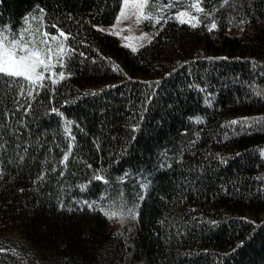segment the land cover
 Listing matches in <instances>:
<instances>
[{
  "label": "trees",
  "instance_id": "trees-1",
  "mask_svg": "<svg viewBox=\"0 0 264 264\" xmlns=\"http://www.w3.org/2000/svg\"><path fill=\"white\" fill-rule=\"evenodd\" d=\"M197 2L149 0L152 39L133 52L98 28L116 20L123 0H0V27L18 33L27 20L41 33L63 31L69 48L32 97L0 84V134L9 140L0 154V264H264V0H234V9L202 0L199 27L176 20ZM151 91L162 97L144 116L151 134L138 133L121 155ZM29 103L31 133L17 124ZM245 119L261 123L230 126ZM8 128L32 145L22 163ZM150 181L133 228L114 231L101 208L131 207Z\"/></svg>",
  "mask_w": 264,
  "mask_h": 264
},
{
  "label": "snow or ice",
  "instance_id": "snow-or-ice-1",
  "mask_svg": "<svg viewBox=\"0 0 264 264\" xmlns=\"http://www.w3.org/2000/svg\"><path fill=\"white\" fill-rule=\"evenodd\" d=\"M201 3L202 0H198L197 3L192 5V7L196 9L197 13H205V8L201 6ZM129 4L130 0H123V5L125 8L129 7ZM222 4L225 6L232 7L233 9L236 7L234 0L232 3H230V0H222ZM43 11V9H40L41 13H43ZM131 11L134 15H136L137 20L144 19L151 22L154 19L153 13L150 10L149 0H132ZM124 15V11L121 10L119 13V17H123ZM211 15H214V13L209 14V16ZM119 17H117V23H119ZM178 19L181 24L190 23V27L193 29L199 27V25L201 24V20L199 19V17L189 16L187 12L183 11L179 13ZM25 23L27 27L23 28L18 33L9 32L3 27H0V84L8 88L14 86L16 89H18V94L21 97L24 96L25 89H27V96L32 97L34 89L44 88V80L46 73H51V76L55 77L57 73L53 72L52 69H54L57 64H59L61 68H63V60L67 51L64 48V40H67V36L63 31H60L59 36L63 37L64 39L56 45L55 49H53L50 46L49 41L55 40L56 37H50L48 32L41 33L39 29L33 28L31 24H28L27 20L25 21ZM155 23L160 24L161 18L156 17ZM52 27L55 26L53 25ZM207 30L209 32L218 30V25L215 19H211L210 23L207 25ZM158 34L159 33H157V35ZM38 36L39 39L37 38ZM145 37H147V34H145ZM132 51L136 52L137 49L132 48ZM54 55L56 56V63L52 62V57ZM80 55L82 56L83 53H80ZM221 59L227 60V57H223ZM93 63H95V61H93ZM112 68L114 71L118 70L116 65H112ZM59 76L60 79L63 80L65 77V73L63 71H60ZM51 83L56 84L57 81L55 79H52ZM149 87H154L158 89L160 87V81H156L155 85H152L150 83ZM191 87L196 88V85L193 84L191 85ZM199 91L204 92L206 90L204 88H200ZM256 94L259 96L261 93L257 91ZM86 95L94 97L97 95V93H89ZM153 98H155L158 103L162 102V97L157 91H151L145 94V99L141 102L140 120H138L137 123L131 127L129 136L125 140L124 151L121 153V155L129 153V149L133 147V142L137 140L138 133L145 135L151 134L148 131L147 125L144 124V116L146 113H148V105L152 104ZM207 101L208 97H205L206 106H210L208 105ZM16 103L19 104V100H17ZM155 106L156 105H153V107ZM31 110L32 106L31 103H29L26 111L21 115L20 119L17 120V124L20 125L21 129H27L29 133H31L32 130L26 123V118L28 117V113L31 112ZM19 111L20 109L16 108L13 112V115H15V113ZM51 113L55 114L56 117H60L62 115V113H60L55 107L51 108ZM8 122L10 123V121ZM202 122L203 121H197V123ZM258 123L261 122L249 121L247 119L243 121L232 120L230 122V126L240 124L241 130H243L245 125H247L248 127H252L253 124ZM4 127V124H0V130H2ZM63 131L65 133H68L70 130L65 127ZM233 131L235 132V129H233ZM8 136L10 138H14L12 150L15 151L16 155L19 157V161L22 163L24 161V155H21V150H23V153L27 154L28 149L32 145L29 143H21L23 132L19 129L8 128ZM0 140L4 141L2 144H0V154L6 155L8 152L7 145L9 143V140L4 139V136L2 134H0ZM69 140L74 141L75 137L70 136ZM193 143H195V141H193ZM72 146V143L69 142L67 145L69 152L71 151ZM147 150L150 151V149ZM68 162L69 155L64 154L62 163L67 166ZM3 163V158L2 156H0V165H2ZM88 167L90 168L91 165L89 164ZM55 170V168L52 169V171ZM61 175H63V173H61ZM125 175H131V173L126 172ZM0 178H3L2 170H0ZM41 179H43V176H41ZM195 179H202V177L193 178V180ZM94 181H102L105 185L109 184V179L105 178V176L101 174H94ZM154 183V181H150L140 185V187L143 188L144 191H138L137 202L134 203L131 207H127L126 214L121 215V223H123L125 219H130L134 221L138 218L139 212L137 210V204L140 200H146L147 198H150V193L154 188ZM81 191H83V188H81ZM74 203L76 202L74 201ZM95 203V201L90 202L87 199L83 200V204L86 205L89 209H93ZM58 206L61 210L64 209L63 202L59 203ZM69 211H71V209H69ZM101 212H103V215L105 217H109V213L107 211H104L103 208H101ZM113 215H115V213H113Z\"/></svg>",
  "mask_w": 264,
  "mask_h": 264
},
{
  "label": "rangeland",
  "instance_id": "rangeland-1",
  "mask_svg": "<svg viewBox=\"0 0 264 264\" xmlns=\"http://www.w3.org/2000/svg\"><path fill=\"white\" fill-rule=\"evenodd\" d=\"M131 6H132V0H130V4L129 7L125 8L124 5L122 4L121 10L124 11L125 15L123 17H119V15L117 17H119V23H117V18L116 20L108 25H99L98 28L106 33H110L115 35L116 37H118L119 41L123 44V45H127L130 48H140L141 46H143L144 44L148 43L151 39H152V34L149 33L146 29H145V20L144 19H140L137 20L136 15L133 14V12L131 11ZM120 10V11H121ZM182 12V11H181ZM183 12H187L189 14V16H197L198 17V13L196 11V9H194L193 11H183ZM180 13V12H179ZM179 13L176 14V20L179 21L178 19V15ZM187 19V17H186ZM190 24V23H188ZM234 33H236L234 31ZM145 34H147V37H145ZM66 35V34H65ZM50 37L54 36L56 37L55 40H50L49 44L50 46L55 49L56 45L63 40V37L59 36V33H55V34H51L49 35ZM64 48L67 50L65 55L68 52V46L64 43ZM52 62L56 63V56L54 55L52 57ZM58 65V64H57ZM52 71L54 72V69H52ZM47 74V73H46ZM45 74V77H46ZM51 74V73H50ZM58 77L60 78V76L58 75ZM261 157L264 158V148L260 151ZM117 206H115L114 208H116ZM120 207V206H119ZM117 207L116 210H114V208L110 211V215H109V222L113 228L114 231H116L117 233H121L123 230L129 231L133 228V220L130 219H125L123 223H121V215L122 214H126L127 208H123V207ZM113 213H115V215H113Z\"/></svg>",
  "mask_w": 264,
  "mask_h": 264
}]
</instances>
